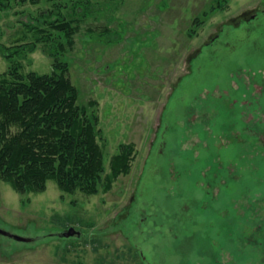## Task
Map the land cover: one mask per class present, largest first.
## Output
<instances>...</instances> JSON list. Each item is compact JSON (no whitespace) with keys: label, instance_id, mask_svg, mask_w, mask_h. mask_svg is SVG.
I'll return each mask as SVG.
<instances>
[{"label":"rangeland","instance_id":"obj_1","mask_svg":"<svg viewBox=\"0 0 264 264\" xmlns=\"http://www.w3.org/2000/svg\"><path fill=\"white\" fill-rule=\"evenodd\" d=\"M217 1L42 0L32 5L7 0L8 7H0V44L19 45L12 60L0 52V72L14 61L21 62L23 72H51L53 58L47 50H54L49 45L55 39L46 44L35 28L56 36L49 22L74 20V45L60 56L68 62L80 102H97L90 110L99 116L105 173L121 146L133 145L129 171L94 194L65 193L51 180L43 192L21 194L0 179V228L37 237L23 242L0 234V264H146L134 243L143 247L151 264H180L182 259L187 264H264V112L247 104L249 96L264 101L259 83L252 88L249 80L264 78V47L235 49L232 43L237 21L264 8V0H229L211 13ZM195 17L204 23L189 36ZM211 54L216 58H207L209 65L202 68L198 59ZM201 76H209L208 82L197 85ZM241 84L250 91L240 92ZM224 159H234V177L218 186L222 213L230 210L237 216L233 232L225 235L217 225L222 210L217 203L214 219L204 223L211 230L207 242L192 234L198 227L183 233L171 229L194 224L184 219L198 216L201 201L184 200L202 195L197 183L205 179L199 169ZM168 170L175 171L171 179ZM184 171L190 173L184 176ZM178 189L179 205L172 208ZM144 196L157 203L145 211L154 221L147 216L145 222L152 224L147 235L137 227L138 208L147 209L139 201ZM70 226L80 231L79 237L55 235ZM172 232L178 238L171 240Z\"/></svg>","mask_w":264,"mask_h":264},{"label":"trees","instance_id":"obj_2","mask_svg":"<svg viewBox=\"0 0 264 264\" xmlns=\"http://www.w3.org/2000/svg\"><path fill=\"white\" fill-rule=\"evenodd\" d=\"M16 1L20 4L36 5L42 0ZM228 1L218 0L216 6H211L210 12L222 10ZM0 7H8L7 0H0ZM73 21L64 17L49 22V27L56 31V36L47 32L48 29L35 28L36 34L41 33L40 39L46 41V44L51 42L53 37L55 39V42L49 45L50 48L55 47L54 50H47L53 58L51 72L38 73L33 70L23 72L19 61H11L12 65L0 72V179L21 194L43 192L50 180L65 193H74L78 190L94 194L101 187L108 190L116 177L122 173L126 174L131 167L133 145L125 144L121 146L119 153L112 156L109 162L110 172L105 173L104 151L98 139L99 116L90 110L97 102L96 100L87 104L80 102L79 90L68 75V62L63 61L60 56L65 55L67 49L74 45L77 25ZM203 23V20L195 17L194 27L189 31V36H193L196 28ZM18 49L19 45L0 44L1 54L10 60ZM235 52L232 51L230 55H234ZM213 55L207 56L204 60L203 57L198 59L202 68L209 65L207 58H216ZM208 79L201 76L195 83L197 85L200 82L205 83ZM215 79L217 81V77ZM262 111L264 112V107ZM228 123L233 122L228 120ZM239 125L240 130H243L244 126ZM207 134L202 135L214 138ZM215 153V157H219V152ZM233 162L234 159L222 161L224 185H227L235 175L234 170L230 171ZM217 165L215 161L213 167ZM200 176L203 177L202 172ZM205 178L206 180L215 178L212 170L206 173ZM223 215L219 227L226 235L233 232L236 227V215L230 213V210ZM226 215L231 217L226 218ZM203 225L205 226L204 223L198 222L189 226L202 228ZM194 236L198 241L204 239L200 232ZM181 264L187 262L183 261Z\"/></svg>","mask_w":264,"mask_h":264},{"label":"flooded vegetation","instance_id":"obj_3","mask_svg":"<svg viewBox=\"0 0 264 264\" xmlns=\"http://www.w3.org/2000/svg\"><path fill=\"white\" fill-rule=\"evenodd\" d=\"M255 20H258V21L255 22ZM236 29L237 30H234V32H233L234 36L232 37V40L234 41V42L232 41V43L234 44L235 49H237V47L241 48L243 45H248V44H251V45H253V47H256V48L258 47V49H261L262 47H264V42L262 44V41H264V39L263 40L262 39H254V38H257L256 36H258V35L264 36V8L258 9V11L254 12L250 16V18H247L244 21H242V20L241 21H237V28ZM220 30H223V28L220 27ZM219 36H220V33H217L215 40H217ZM226 41L229 42L228 40H226ZM249 42H251V43H249ZM235 49L232 48V50L236 51ZM237 68L240 69L241 66H237ZM249 80L251 82L252 88H255L257 86L256 84L259 83L258 84L259 94L261 92H264V78L262 79L260 77V75L259 76L257 75V76L254 77V79L252 77L251 79L249 78ZM238 89L240 90V92L243 91V92L248 93L250 91V88H249V91H248V90L245 89V85H242V84L238 87ZM261 96H262V94H261ZM249 99L250 100L247 101V104L251 105V104L254 103V104H256L258 106V108H263L264 107V101L261 100L260 96H258L257 99H255L254 101L252 100V97H250V96H249ZM242 103L246 104L245 99L242 100ZM207 135L214 137L216 139V141H218L219 138H222V134H210V135L207 134ZM154 136H155V139H156L157 135L155 134ZM163 142L166 143V141L164 139L159 142V144L161 143L160 147H163ZM151 144H154V142L151 143ZM162 153L165 155L164 152H162ZM216 158L218 159V157H216ZM214 162L215 161H213V163ZM213 163L210 164V165H206L202 169H199V173L202 172V174H203V177H202L203 179L206 177V173L208 171H211V170H212V175L215 177L213 180L212 179L206 180V178H205L204 181H199L197 183L200 186V188L202 189L201 197L194 196V197L185 198V200H184V201H194V202L195 201H201L200 205H198L196 207L197 211H199V214H198V216L196 215V217L193 220H190L193 215L190 216L189 218L185 217L184 221H187V222L191 221V222H194V224H197L198 222L206 223L209 220L214 219L215 216H214L213 210L216 209V207L213 206L214 203H217L218 204V208L222 209V210L218 211L220 213V217H216V220L218 221V223L217 222L216 223L219 225L221 220H223V218H224L223 217V213H222L223 212V207H222V204L220 203V201H221L220 197L222 195H221V190L218 188V186L223 184V182H224L223 175H222V172H221V168H223V166H222L223 164H222V161H217L218 165L216 167H213ZM155 164H157V163H155ZM160 165H162V164H160ZM155 172H158V171L156 170ZM167 172H168V177L170 179H171V177L173 175H175V171L168 170ZM187 173H190V172L184 171V176ZM176 191H177V194L174 195L173 196L174 198H172L170 200L172 208L175 207V204L179 205V202H178V200H176L177 198L175 196L178 195V191H180V189H178ZM203 195H205L206 198ZM131 199H134V195L131 196ZM140 199L141 200H139V201H141V204L142 205H146L147 209L144 206H140L139 205L140 207L138 208V210L140 212L139 213L140 218H139V221L137 223V227H140V233H144V234L147 235V233H148V230H147L148 226L147 225H149V227H150L152 224H147V222H145L147 216L149 215V214L145 213V211L149 212L150 210H153L156 207L157 203H156V198H152V197L146 198L144 196V197H141ZM165 201H166V199H165ZM168 202H169V200H168ZM208 206H209V209H208ZM186 208H187V206L185 207V209ZM204 211H208V212L204 213ZM136 214H137V212H136ZM149 217H150V215H149ZM235 217H236L235 221H237V216H235ZM149 220H151V223H154V221L151 219V217L149 218ZM148 223H149V221H148ZM183 225H184V227H181V229L180 228L178 229L175 226L171 227V225L169 227H171V229L175 228L178 232H182L183 233L185 230H187L188 227L190 228V226L187 223H184ZM193 232H196V233L200 232L201 233V237L204 238L203 240H201V242H207L209 240V238L211 237L210 231H208L207 228H205V229L197 228V229H194ZM193 232H192V234L195 235V233H193ZM214 235H215V233H214ZM216 235H217V233H216ZM134 237H137V236L134 235ZM170 237H171V240H172V239L178 238V235L174 234L172 232V235ZM134 246H135L136 250L138 251V254L140 255V257L143 260H145V263L146 264H151L150 259H147L146 256L144 255V252H143V249H142L143 247H141V245H139V243H134ZM194 250H195V248H194ZM183 261L184 260L182 259L180 264Z\"/></svg>","mask_w":264,"mask_h":264},{"label":"water","instance_id":"obj_4","mask_svg":"<svg viewBox=\"0 0 264 264\" xmlns=\"http://www.w3.org/2000/svg\"><path fill=\"white\" fill-rule=\"evenodd\" d=\"M0 234L1 235H5L7 237H10V238H13L17 241H23V242H29V241H34L36 240V238L34 237H28V236H21V235H17V234H14L8 230H5V229H2L0 228ZM57 236H61V237H70V236H80V231L75 229L73 226H70L68 227L67 229L63 230L62 232L60 233H57L55 234Z\"/></svg>","mask_w":264,"mask_h":264}]
</instances>
